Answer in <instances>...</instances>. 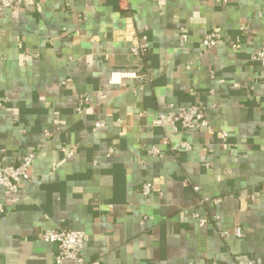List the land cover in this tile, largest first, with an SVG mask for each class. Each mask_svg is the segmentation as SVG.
<instances>
[{
	"label": "crops",
	"instance_id": "0c3cea01",
	"mask_svg": "<svg viewBox=\"0 0 264 264\" xmlns=\"http://www.w3.org/2000/svg\"><path fill=\"white\" fill-rule=\"evenodd\" d=\"M210 31L219 40L207 49ZM141 34L150 48L136 58ZM263 43L264 0H26L1 10L0 160L33 153L35 179L18 193L0 187V264H53L47 229L83 231L89 264H264V66L249 60ZM113 70L149 81L110 85ZM80 95L89 103L77 113ZM170 105L205 106L201 127L153 126ZM165 134L192 149L146 154ZM194 212L211 223L200 227ZM236 225L242 238L221 237Z\"/></svg>",
	"mask_w": 264,
	"mask_h": 264
},
{
	"label": "built area",
	"instance_id": "2783aa9c",
	"mask_svg": "<svg viewBox=\"0 0 264 264\" xmlns=\"http://www.w3.org/2000/svg\"><path fill=\"white\" fill-rule=\"evenodd\" d=\"M26 0H0V11L6 8H16L23 5ZM126 1V0H123ZM226 2V0H221ZM219 40V33L216 31H210L206 33L201 39V45L204 48H211L216 45ZM150 48V43L147 35L141 34L136 37L130 46V55L136 58H142L148 52ZM249 60L251 62H257L264 66V43L256 49L250 56ZM133 80L137 84H143L149 81V76L145 71L139 70H113L109 73L107 78V83L110 85H120L124 80ZM69 82V79L62 81V84ZM89 103V98L87 95H80L77 98V105L75 111L81 113L83 109ZM2 102H0V107ZM168 111L160 112L151 122L155 127H160L164 130L170 129L175 132H185V131H196L198 130L204 120L206 107L203 105H189V106H173L168 107ZM116 125L119 124V120L115 122ZM94 126L100 128L104 126L101 121H95ZM45 136H49V131H44ZM222 140H226L227 133L222 131L219 134ZM192 149V145L187 141H182L177 145H172L169 141L167 135H163L159 145H151L146 149V154L153 155L159 158H163L167 152L180 153L189 152ZM61 151L66 157H72L77 152V147H62ZM112 152V149L109 150ZM35 155L33 153H28L22 156L17 162L8 164L0 160V187L5 188L11 193H18L21 189V184L24 181L34 180L35 176L30 173V167L34 161ZM195 191L199 190L198 186H194ZM139 190L142 195L149 196L154 192V185L150 181H144ZM221 198L210 199L205 197L201 200V203H220ZM5 211L2 203H0V214ZM192 217L197 221L200 227H207L211 222L208 216L199 215L194 212ZM215 218V217H214ZM213 218V220H215ZM220 235L223 238H228L230 236L236 238H242L244 236L243 228L236 225L232 228L220 231ZM40 238L52 245L57 249L53 256V264H61L64 261H71L73 264H89L84 260L82 255V250L85 243V234L83 231L79 230H55L47 229L40 233ZM208 264H216L211 262ZM242 264H258L253 260H247Z\"/></svg>",
	"mask_w": 264,
	"mask_h": 264
}]
</instances>
